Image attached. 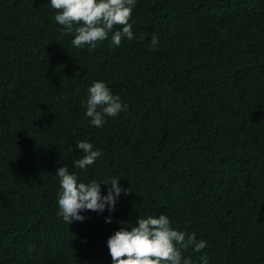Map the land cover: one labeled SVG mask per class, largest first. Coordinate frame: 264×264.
Wrapping results in <instances>:
<instances>
[{"label":"trees","instance_id":"obj_1","mask_svg":"<svg viewBox=\"0 0 264 264\" xmlns=\"http://www.w3.org/2000/svg\"><path fill=\"white\" fill-rule=\"evenodd\" d=\"M56 14L0 0V264H112L108 238L160 214L206 241L182 250L192 264H264V0H136L134 38L91 53ZM98 81L127 105L100 128L85 115ZM82 140L102 152L85 170ZM62 166L131 193L68 225Z\"/></svg>","mask_w":264,"mask_h":264},{"label":"clouds","instance_id":"obj_2","mask_svg":"<svg viewBox=\"0 0 264 264\" xmlns=\"http://www.w3.org/2000/svg\"><path fill=\"white\" fill-rule=\"evenodd\" d=\"M135 4L136 0H50L51 7L58 10L55 21L62 26L61 31L74 32L72 45L76 48L87 46L90 53L108 38L109 33H113L115 46L125 38H134L129 21ZM115 26H121L120 30L113 32ZM158 43V37L153 36L149 50H156ZM126 108L121 97L113 94L104 82H94L89 87L85 115L95 127H102L105 117H116ZM76 147L83 155L73 161L74 169L85 170L102 155L87 141H79ZM56 176L60 178L57 215L68 225L73 221L83 222L85 217L80 212L85 210L102 213L107 208L111 213L121 193H131L130 188L119 186V177L103 183L94 179L89 183L79 182L75 172L66 166L59 167ZM109 183L111 187L104 196L101 184ZM106 222L112 223L110 217ZM171 225L170 218L160 214L139 218L130 230L121 227L107 241L112 264H192L191 257H183L182 250L192 248L200 253L206 248V241L197 240L195 233L174 230ZM200 262L208 264L206 254L200 257Z\"/></svg>","mask_w":264,"mask_h":264}]
</instances>
